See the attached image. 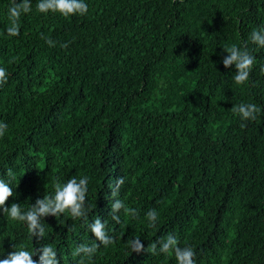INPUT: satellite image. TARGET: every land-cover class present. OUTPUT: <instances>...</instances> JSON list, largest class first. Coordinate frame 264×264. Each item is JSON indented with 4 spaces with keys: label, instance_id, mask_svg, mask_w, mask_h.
Instances as JSON below:
<instances>
[{
    "label": "trees",
    "instance_id": "trees-1",
    "mask_svg": "<svg viewBox=\"0 0 264 264\" xmlns=\"http://www.w3.org/2000/svg\"><path fill=\"white\" fill-rule=\"evenodd\" d=\"M84 2L86 15L64 17L30 0L20 34L9 36L11 0H0V67L8 73L0 178L13 190L6 204L27 211L54 195L55 182L88 177L86 218H41L43 239L0 209V259L13 245L50 244L60 264H78L71 253L94 242L88 225L101 218L114 242L85 264H177L159 244L150 249L170 234L192 247L196 264H264V48L250 40L264 26V0ZM232 45L255 57L242 85L235 65L222 63ZM241 103L261 108L256 120L231 111ZM119 177L125 182L112 197ZM116 199L138 215L121 209L117 223ZM152 209L158 219L148 227ZM135 238L141 253L128 244Z\"/></svg>",
    "mask_w": 264,
    "mask_h": 264
},
{
    "label": "clouds",
    "instance_id": "clouds-1",
    "mask_svg": "<svg viewBox=\"0 0 264 264\" xmlns=\"http://www.w3.org/2000/svg\"><path fill=\"white\" fill-rule=\"evenodd\" d=\"M36 10L40 13H59L64 17L79 14L86 15L88 5L84 0H39ZM32 11L30 0H22L17 3V0H11V6L8 9V19L10 26L7 27L6 32L9 36H18L20 34L19 20L21 14H26ZM250 40L258 47L264 48V26L254 29L250 34ZM49 46H54L51 39H46ZM67 47V45H62ZM228 53L223 58L222 63L225 68H230L235 65L236 73L233 80L237 85H242L249 79L255 57H253L247 49L238 48L232 45L224 49ZM264 72V67L261 68ZM8 80V73L4 67H0V87L5 85ZM231 111L238 115L242 121L256 120L257 115L261 112V108L256 104L234 105ZM244 127L245 125H241ZM7 129V124L0 123V137H2ZM6 175L10 179H15V174L12 169L7 170ZM124 177L116 179L112 189L111 196H117L120 187L124 184ZM54 195L44 196L43 199H37L27 211H22L17 203H12L10 207L6 202L10 197H13V190L3 178H0V209L3 214H6L12 221H19L26 225L27 232L30 238L36 237L43 239L45 237V229L41 224V218L47 216L57 217L62 213L68 212L73 219L86 218L87 210L85 208L86 194L88 191V177L85 176L79 181L75 177H71L66 183L55 182ZM123 209L125 214L131 217H136L138 213L135 209L126 207L125 204L116 199L111 206L112 219L120 223V217L117 213ZM146 219L149 222L148 227H155L158 219V213L155 209L147 212ZM105 223L101 218L95 219L94 222L88 225L90 233L95 237L94 242L89 246L88 244L78 245L71 253L73 257L80 256L81 259L78 264H85V257L91 259L101 246H107L113 243V238L108 236L105 231ZM98 241V243L96 242ZM128 244L135 253H141L145 250L144 245L139 238L131 239ZM157 244H159V252L164 254H174L177 264H196L195 252L190 246L181 248L179 242L173 235H168L165 239L154 242L150 245L153 253L157 251ZM39 252L38 260H34L33 256ZM0 264H60L57 258V251L50 245H42L40 249L29 251L24 246L13 245V250L7 254L4 259H0Z\"/></svg>",
    "mask_w": 264,
    "mask_h": 264
}]
</instances>
